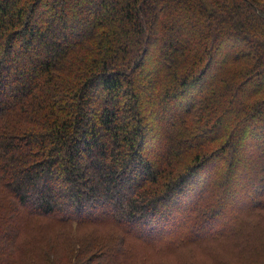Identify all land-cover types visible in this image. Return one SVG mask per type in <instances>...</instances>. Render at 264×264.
Segmentation results:
<instances>
[{
	"label": "trees",
	"instance_id": "16d2710c",
	"mask_svg": "<svg viewBox=\"0 0 264 264\" xmlns=\"http://www.w3.org/2000/svg\"><path fill=\"white\" fill-rule=\"evenodd\" d=\"M78 19L84 34L66 41ZM263 137L264 0H0V264L89 229L110 235L86 264L238 252L264 239V161L239 156L264 159ZM239 169L256 176L242 190L260 182L252 203L231 186ZM225 195L238 208L220 228Z\"/></svg>",
	"mask_w": 264,
	"mask_h": 264
},
{
	"label": "rangeland",
	"instance_id": "374dc122",
	"mask_svg": "<svg viewBox=\"0 0 264 264\" xmlns=\"http://www.w3.org/2000/svg\"><path fill=\"white\" fill-rule=\"evenodd\" d=\"M100 1V0H99ZM101 3V2H100ZM92 16V13L90 14V18ZM86 22V21H84ZM84 22L81 21V19H78L77 21L74 22L72 25V30L77 31L74 36H71V38L67 39L66 41L73 40L74 38L77 37V35L80 37L82 34L85 32L84 28ZM89 22V21H88ZM86 25V24H85ZM57 39L61 40L62 37H58ZM51 40L47 39L46 44H50ZM243 47L242 46H237V45H231L230 49L228 50L229 54L233 53L234 51H239ZM37 53H39V50H36ZM226 54V53H223ZM37 56L36 54L33 56V58ZM32 59V58H31ZM29 64V61L27 57H19L17 58L16 63H14V70H17L20 74L24 71L23 66H26ZM162 64H156L151 67L143 68V71L141 73L137 72L136 79L137 80H142L146 81L147 79H152L154 76L157 74L160 66ZM217 71V69H216ZM216 71H213V69H210V72L215 73ZM209 75H211V73ZM203 87V85L201 86ZM199 89H196L192 91V96L197 95ZM148 90H146L147 92ZM143 94V92H141ZM188 96L186 95V98ZM185 98V99H186ZM195 98V97H193ZM192 98V99H193ZM179 100V99H177ZM191 100V99H190ZM189 100V101H190ZM181 101V98H180ZM184 101V100H183ZM189 103V102H188ZM144 104V103H143ZM142 106V105H140ZM186 106V105H185ZM184 106V107H185ZM173 108L171 107V110ZM181 111L180 109H173V112H178ZM260 144L264 145V137L259 140ZM236 142L231 145V151L233 152L234 149L236 148ZM159 143L156 144L155 148H157ZM259 146V145H258ZM154 148V150H155ZM230 151V152H231ZM157 153L156 151H154ZM259 151H250V148L246 146V148L240 152L239 156L247 158L250 161H254L253 163H258L261 164L263 163L264 159H260L259 161H255L257 156L259 155ZM152 160L154 156L152 157ZM217 166L212 167L208 174L209 178L205 183L204 186V191L206 190L208 185L213 184L214 182L217 181V175L220 174V168H216ZM217 173L216 177H214V174ZM224 175V174H223ZM262 175V174H260ZM258 174V176L260 177ZM233 178V181L231 183V186H237L239 188V192L237 193V200L241 202V200L244 199L247 200V202L252 203L253 200L255 199L253 197V190L255 189L258 184H260L259 180L254 179L255 181V187H247L242 190L241 186L244 185L245 182H250L252 178H256V176H250L244 172V170H238L235 174L230 175ZM257 188V187H256ZM243 195V196H242ZM233 197L231 195H225L223 198V204H224V211L219 213L218 219L220 222L217 224V226L221 225L222 223L227 222L228 217L230 216L231 213H233L238 206L236 204L232 205L231 199ZM248 198V199H247ZM242 203V202H241ZM247 207L246 204H243V206L240 207V209H243ZM70 213L75 214L72 212V208H69ZM100 210L95 211V213L92 216H97L99 215ZM187 210H183L182 212H177L176 216V221L173 225L169 227V232L175 233L179 229V225L183 224V220L185 221V215H186ZM77 216V215H75ZM213 220L209 221L205 225H201V227H198L194 229V232L197 236H203L209 233V225ZM220 228L222 226H219ZM103 231V230H102ZM109 232V231H106ZM111 233V232H110ZM104 235L102 232H97V231H91L89 230H83L81 232H74V231H67L65 233H50L48 234L47 237L42 240V243L38 247V251L31 256L28 260H25L26 264H86V262L92 260L94 252H95V247L93 244L98 243L99 235ZM163 233L156 234L154 237H161L163 236ZM104 235V236H109ZM97 237H99L97 239ZM186 258L190 257L189 259L193 264H215L217 261H222L225 263L229 264H264V239H256L255 238L250 241L249 245L247 247L242 248L240 251L236 252L231 249H224L223 248H216L213 251V255H208V254H202L198 251H189L186 253ZM168 264H177L175 259H166L165 260ZM25 263H20V264H25Z\"/></svg>",
	"mask_w": 264,
	"mask_h": 264
}]
</instances>
